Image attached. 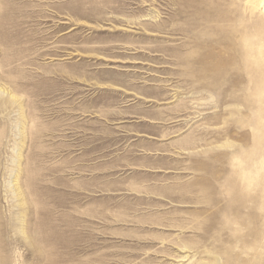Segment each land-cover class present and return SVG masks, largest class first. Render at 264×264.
Returning a JSON list of instances; mask_svg holds the SVG:
<instances>
[{
  "label": "rangeland",
  "instance_id": "rangeland-1",
  "mask_svg": "<svg viewBox=\"0 0 264 264\" xmlns=\"http://www.w3.org/2000/svg\"><path fill=\"white\" fill-rule=\"evenodd\" d=\"M249 1L0 0V264H264Z\"/></svg>",
  "mask_w": 264,
  "mask_h": 264
},
{
  "label": "bare ground",
  "instance_id": "bare-ground-1",
  "mask_svg": "<svg viewBox=\"0 0 264 264\" xmlns=\"http://www.w3.org/2000/svg\"><path fill=\"white\" fill-rule=\"evenodd\" d=\"M249 2H253V0H250ZM258 10L259 14L264 15V0H255L254 1V6L252 7V11ZM253 48V47H252ZM1 90V89H0ZM5 94V91L3 92ZM11 93V92H10ZM10 95V94H9ZM14 97V96H13ZM16 98V97H15ZM14 98V99H15Z\"/></svg>",
  "mask_w": 264,
  "mask_h": 264
}]
</instances>
